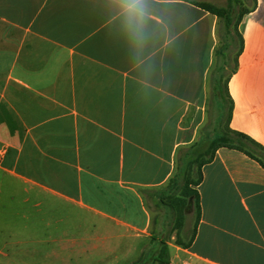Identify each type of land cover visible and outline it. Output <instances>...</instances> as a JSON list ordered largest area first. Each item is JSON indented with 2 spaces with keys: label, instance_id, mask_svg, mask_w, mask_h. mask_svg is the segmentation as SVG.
Masks as SVG:
<instances>
[{
  "label": "crops",
  "instance_id": "1",
  "mask_svg": "<svg viewBox=\"0 0 264 264\" xmlns=\"http://www.w3.org/2000/svg\"><path fill=\"white\" fill-rule=\"evenodd\" d=\"M133 2L0 0V264H131L151 242L144 193L197 141L222 21ZM238 31L229 127L264 148V0ZM197 192L170 264H264V168L220 148Z\"/></svg>",
  "mask_w": 264,
  "mask_h": 264
},
{
  "label": "rangeland",
  "instance_id": "2",
  "mask_svg": "<svg viewBox=\"0 0 264 264\" xmlns=\"http://www.w3.org/2000/svg\"><path fill=\"white\" fill-rule=\"evenodd\" d=\"M228 2V0L206 1L214 7L225 9L228 7ZM253 6L254 0H238L233 3V26L230 33L227 31L224 21L221 22L220 45L213 83L215 88L213 87L209 94L206 118L199 130L197 141L178 151L175 171L165 187L158 191L152 190L144 193L145 201L153 218L151 242L143 251L146 259H149L154 252H158L159 240L177 245V239L188 243L193 237L197 211L191 207L192 204L191 206L183 205L185 182L187 179L192 182L198 180V167L210 157L211 145L230 130V100L225 86L230 72L236 64V52L239 48L238 24L244 15L253 9ZM192 147L194 148L190 150ZM192 188L194 187L192 186ZM153 237L156 239V245H153ZM137 261L138 259L135 264ZM45 263L49 264L50 262L46 261ZM120 264H129V262Z\"/></svg>",
  "mask_w": 264,
  "mask_h": 264
},
{
  "label": "trees",
  "instance_id": "3",
  "mask_svg": "<svg viewBox=\"0 0 264 264\" xmlns=\"http://www.w3.org/2000/svg\"><path fill=\"white\" fill-rule=\"evenodd\" d=\"M186 1H188L189 3L195 5V6L201 8V9H203V10H205V11H207V12H209L215 16H217L219 19H221V21H224V25H225L227 31H229V33H230L231 27L233 26V14H234L233 3L235 1H238V0H228L229 1L228 7L226 9L214 7L213 5L206 3V2H202L200 0H186ZM239 25H240V23L238 24V27H239ZM237 36L239 38V48L236 52V59L243 49V39H242V36L239 33V31L237 32ZM225 90H226L227 96L230 100V112H231L230 118H231L232 111H233V104H232V101H231V99L229 97V93H228V80L226 82ZM193 148L194 147L190 148V150ZM220 148H228V149L240 151V152L246 154L251 159L258 162L264 168V148L262 146H260L259 144H257L252 139H250L249 137L230 129L225 134V136L218 138L211 145L210 157L208 159H206L205 161H203L198 167V170H199L198 180L196 182H192L190 179L189 180L187 179L185 182V191H184V195H183V198L185 200L183 202V205L186 206L187 204H189V200H191V199L193 200L194 208L197 211L196 212V225H195V229L193 232L192 239L188 243H183L181 240L177 239L176 244L178 246L188 248L193 241V238H194L195 232H196V227H197V224L200 221V217H201L200 198H199V194L197 192V187L202 182V168L206 164H208L214 160L215 153ZM192 186L194 188H192ZM152 240H153V245H156V239L153 237ZM158 244H160L158 252H154V254L149 259H146V255H143V253H142L141 257L138 259L136 264H170L171 250H170L169 244L164 242L163 240H159ZM133 264H135V262Z\"/></svg>",
  "mask_w": 264,
  "mask_h": 264
},
{
  "label": "clouds",
  "instance_id": "4",
  "mask_svg": "<svg viewBox=\"0 0 264 264\" xmlns=\"http://www.w3.org/2000/svg\"><path fill=\"white\" fill-rule=\"evenodd\" d=\"M134 3H135V0H134V2H133V5H130V7H134Z\"/></svg>",
  "mask_w": 264,
  "mask_h": 264
}]
</instances>
